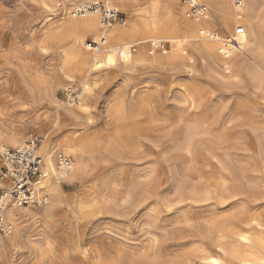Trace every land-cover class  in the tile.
I'll use <instances>...</instances> for the list:
<instances>
[{"label":"bare ground","instance_id":"1","mask_svg":"<svg viewBox=\"0 0 264 264\" xmlns=\"http://www.w3.org/2000/svg\"><path fill=\"white\" fill-rule=\"evenodd\" d=\"M185 1L109 0L128 20L118 19L119 23L105 28L98 13L74 14L77 5L88 0H65L62 7H57L56 0H39L51 28L49 38L62 50L58 73L63 87L68 92L75 86L80 89L77 99L63 102L55 98L56 80L32 81L49 106H55L48 121L39 123L37 129L44 137L41 186L49 197L42 207L14 206L7 211L11 230L0 240V251L26 242L23 224L28 220L46 223L57 210L85 213L93 207L91 188L86 185L93 179L87 168L99 143L86 130L91 115L88 98L95 86L92 74L108 71L124 76L130 89L126 106L117 98L107 109L118 128V146L111 148L110 155L118 158L120 147L136 154L146 148L148 157V166L129 179L123 190H109L105 182L98 190L100 200L96 199L106 213L113 212L124 221L132 212H146L152 241L131 264H264V175L249 169L248 154L230 151L229 132L213 128L218 124L214 86L226 84L228 77L232 85H247L251 99L236 100L234 114L226 121L255 133L259 162L264 164V107L250 103L264 98V59L254 54L257 49L253 51V46L260 48L264 37V3L197 0L205 11L192 15ZM241 27L244 32L239 34ZM88 35L106 40L99 52L85 50ZM159 40L166 43L164 48L156 46ZM146 70L165 75L168 96L176 91L186 98L187 106L176 123L167 100L156 99L163 80L137 79ZM81 74L84 77L77 79ZM149 107L150 121L144 114ZM82 119L87 120L84 127L79 125ZM65 121L76 124L72 132L61 133ZM21 144L19 132H0V151ZM63 154L74 158L64 181L80 180L83 187L72 202L62 193V183L52 177L57 158ZM203 159L205 167L200 165ZM171 230L179 232L173 242L168 241ZM115 255L118 259L100 264H120L125 258L121 253Z\"/></svg>","mask_w":264,"mask_h":264},{"label":"rangeland","instance_id":"2","mask_svg":"<svg viewBox=\"0 0 264 264\" xmlns=\"http://www.w3.org/2000/svg\"><path fill=\"white\" fill-rule=\"evenodd\" d=\"M261 2L264 3V0ZM57 12L60 14L62 11ZM123 20H128L126 13H120L119 22ZM50 29L39 0H0V132L6 134L19 132L23 143L31 136L44 139L37 133L38 125L46 123L55 110V106L50 107L47 100L34 89L32 81L35 78H39L41 82L56 80V84L53 85L55 98L63 102H68L70 97L77 99V90L80 89L79 86H75L71 92L64 89L58 73L63 59L62 50L57 41L49 38ZM97 40L94 35H88L85 50H90L87 47L88 42ZM259 45L260 48L258 45L253 46V51L257 49L254 54L257 56L262 54L260 58L264 59V37ZM259 49L261 51L257 53ZM82 76L84 77L82 74L76 75L77 79ZM154 77L156 80H163L165 75L154 70L141 71L137 75V79L141 82ZM91 80L95 86L88 98L91 115L86 130L94 142L99 143L98 151L94 152L93 159L89 161L87 168L93 179L91 184L86 183L91 188L89 199H93V207L85 213H81L79 209L73 211L70 208L57 210L55 217L46 223L28 220L23 224L27 228L26 242L17 244L15 247H3L0 251V264H100L101 260L104 262L109 261L110 258L118 259L115 255L117 253L125 256L120 264H131L132 259L144 253L151 244L150 226L145 211L140 209L135 213L132 212L128 220L124 221L117 215L115 217L113 212L106 213L103 204L96 201L98 190L105 182L110 186L109 190L112 188L123 190L129 184V179L131 180L142 168L148 166L145 164L148 157L146 148L136 154L120 147L118 158L110 155L111 148L118 146L116 143L118 128L111 117H108L107 109L114 105L117 98L122 104L124 103L123 106L128 104L129 84L124 76L114 75L108 71L104 74H92ZM232 81L228 77L226 84L219 83L214 86L213 101L217 106L214 113L218 124L213 128L222 133L229 132L226 138L229 140L230 151L233 153L239 151L246 156H252L251 158L248 156L245 163L248 161L246 164L251 166L250 170H256L264 175V164L259 162L258 150L255 146L257 140L255 133L248 128L238 127L226 121L227 117L234 114L236 100L244 97L251 99L247 85L238 87L232 85ZM167 88L168 83L163 80L156 99L167 100L166 104L171 108L170 115L176 123L183 113V108L187 106L186 98L176 91L168 96ZM258 102L263 108L264 98L260 101L251 100L250 103L256 107ZM144 114L147 115L148 121L153 119L150 107L145 109ZM86 121L80 120L79 125L82 124L81 126L84 127ZM75 125L74 122L65 121L61 133L72 132ZM46 131L47 129L44 130ZM63 155L74 161L73 156ZM202 161L204 163L200 165L205 167L206 162L204 159ZM1 169L0 157V171ZM80 187V180L64 181L61 190L72 202L76 193H81L79 190L83 187ZM178 235V231L171 230L168 241L173 242L174 237ZM107 251L111 253V256Z\"/></svg>","mask_w":264,"mask_h":264},{"label":"built area","instance_id":"3","mask_svg":"<svg viewBox=\"0 0 264 264\" xmlns=\"http://www.w3.org/2000/svg\"><path fill=\"white\" fill-rule=\"evenodd\" d=\"M65 0H56L57 7H62ZM190 12L196 15L205 11V7L197 0H188ZM98 13L100 22L105 28H109L119 19L120 13L113 9L109 0H88L87 3L77 5L74 10L76 16H84L89 13ZM242 29V31H241ZM244 28L238 29L243 33ZM102 37L99 41L87 43L91 51L99 52L105 43ZM158 48H164L166 43L159 40ZM76 99V98H75ZM74 99V100H75ZM44 139L36 136L29 137L23 144L14 148L1 150L2 169L0 171V240L10 233L11 227L7 224V211L14 206L42 207L47 203L49 194L41 186L44 176L45 162L41 148ZM72 159L61 155L57 158L52 177L55 181L63 183L65 176L70 172Z\"/></svg>","mask_w":264,"mask_h":264},{"label":"snow or ice","instance_id":"4","mask_svg":"<svg viewBox=\"0 0 264 264\" xmlns=\"http://www.w3.org/2000/svg\"><path fill=\"white\" fill-rule=\"evenodd\" d=\"M241 31H242V29H241Z\"/></svg>","mask_w":264,"mask_h":264}]
</instances>
